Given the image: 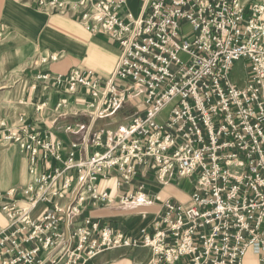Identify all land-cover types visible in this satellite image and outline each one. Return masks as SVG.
I'll use <instances>...</instances> for the list:
<instances>
[{
	"label": "built area",
	"instance_id": "1",
	"mask_svg": "<svg viewBox=\"0 0 264 264\" xmlns=\"http://www.w3.org/2000/svg\"><path fill=\"white\" fill-rule=\"evenodd\" d=\"M37 4L46 13L78 18L120 47L106 82L79 67L39 77L68 96H91L95 118L115 114L127 101L141 102L126 125L94 137L91 156L77 158L75 142L63 167L41 175L37 187L0 192V209L11 226L0 233V264H93L114 248L150 250L145 264H247L253 246L255 263L264 264V0H142L139 13L127 0ZM241 60L247 62L244 85L232 78ZM65 110L63 101L40 102L35 119L55 123ZM25 124L26 134L3 139L30 151L33 163L40 154L63 160L59 145ZM139 167L154 169L162 183L195 176L189 202L167 201L137 236L91 218L72 221L87 201L109 200L110 193L97 186L99 176L116 168L131 181ZM73 169L74 184L68 178L62 190H52ZM66 188V206L33 217L39 201H51V192L63 196Z\"/></svg>",
	"mask_w": 264,
	"mask_h": 264
},
{
	"label": "crops",
	"instance_id": "2",
	"mask_svg": "<svg viewBox=\"0 0 264 264\" xmlns=\"http://www.w3.org/2000/svg\"><path fill=\"white\" fill-rule=\"evenodd\" d=\"M141 5L142 0H127V7L134 13L140 12ZM3 25L7 26L9 34L5 40H0V192L6 193L30 183L37 187L41 175L63 167L75 142L79 145L77 158L91 156L96 150L94 137L97 134L106 136L128 122L119 127L104 125V121L117 118L122 110L111 117L95 118L87 112L89 95L78 92L68 96L52 82L39 77L66 74L71 68L79 67L93 69L105 82L118 63L117 42L105 34H93L76 17L44 12L37 0H0V28ZM60 101L66 103V110L57 122L35 120L37 104L47 102L56 106ZM24 121L40 138H49L59 145L63 160L51 154L47 157L40 154L33 163L30 151L13 140L3 139V134L12 132L26 134ZM77 175L76 169L65 171L52 190H62L68 178L74 184ZM97 186L101 192L110 193L109 200L87 201L81 214L72 219L76 225L91 218L101 226H111L114 232L137 236L143 228L151 226L167 201L189 202L190 192L184 189L182 179L174 176L170 182L162 183L152 168L139 167V173L131 181L124 180L118 169H109L106 175L99 176ZM70 191L71 188L64 189L63 196L51 192V201H39L33 217L40 218L45 212L56 210V204L66 206ZM131 194L137 197L121 201L123 196ZM63 217L66 221L67 217ZM10 228L9 219L0 209V233ZM151 258V251L145 248H114L96 256L92 263L145 264Z\"/></svg>",
	"mask_w": 264,
	"mask_h": 264
},
{
	"label": "rangeland",
	"instance_id": "3",
	"mask_svg": "<svg viewBox=\"0 0 264 264\" xmlns=\"http://www.w3.org/2000/svg\"><path fill=\"white\" fill-rule=\"evenodd\" d=\"M11 29V28H10ZM0 32H1V35H0V40H5L6 37L8 36L9 34V29L7 28V26H2L0 28ZM246 66H247V62L246 61H240L236 64L235 68H234V71L232 73V78L233 80H235L239 85H244L245 82H246ZM97 74V73H96ZM111 77V76H110ZM99 78V77H98ZM100 79V78H99ZM110 79V78H109ZM108 79V80H109ZM106 80V81H108ZM105 81V82H106ZM75 95V94H74ZM73 96V95H72ZM91 97V96H90ZM93 100V98L91 97V101ZM90 101V102H91ZM89 102V103H90ZM140 100H137V101H127L120 110H118L115 114H117L119 111H121L122 113L117 116V118H112V119H108L106 121H104V125L108 126L109 124L113 127H119L120 125L122 124H125V122H129L130 119L133 117V115L138 112V107L140 106ZM88 103V104H89ZM88 104L86 105V108L87 109V112L90 113L91 111V107L88 106ZM170 109H171V106H169L165 112H164V115L167 116L170 112ZM37 112V111H36ZM91 114V113H90ZM115 114H112V115H109V116H106V117H103V118H107V117H111ZM64 115V114H63ZM62 115V116H63ZM92 115V114H91ZM37 116V115H36ZM36 118V117H35ZM96 118H102V117H96ZM36 120V119H35ZM37 122H42V121H37ZM100 123V122H99ZM22 126V125H21ZM124 126V125H123ZM122 127V126H121ZM78 177V175H77ZM178 178L182 179V185L184 187V189L188 192L191 193V191L193 190V185H194V179H195V176H193L192 178H181L179 176H177ZM172 180V179H171ZM189 200H190V194H189ZM188 203V202H187ZM149 227V226H147ZM254 246L250 248V250L248 251V253L246 254V261H247V264H256L255 263V260L258 259V254H256L254 252Z\"/></svg>",
	"mask_w": 264,
	"mask_h": 264
}]
</instances>
